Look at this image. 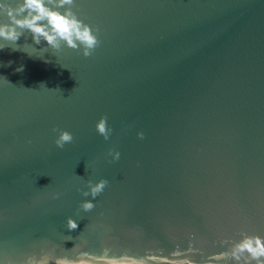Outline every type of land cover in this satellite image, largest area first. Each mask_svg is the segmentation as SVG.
Returning a JSON list of instances; mask_svg holds the SVG:
<instances>
[{"label":"water","instance_id":"95a60500","mask_svg":"<svg viewBox=\"0 0 264 264\" xmlns=\"http://www.w3.org/2000/svg\"><path fill=\"white\" fill-rule=\"evenodd\" d=\"M72 10L100 29L91 56L29 32L0 50V264L42 250L167 255L193 234L204 264L227 249L220 240L264 238V0H75ZM54 127L73 142L57 148ZM100 179L109 183L84 212L92 197L81 190Z\"/></svg>","mask_w":264,"mask_h":264},{"label":"clouds","instance_id":"9594fccd","mask_svg":"<svg viewBox=\"0 0 264 264\" xmlns=\"http://www.w3.org/2000/svg\"><path fill=\"white\" fill-rule=\"evenodd\" d=\"M75 0H14L13 3H0V15L7 17V22H0V40L8 44L0 45V50L17 41L25 32L31 34L34 44L40 45L45 42L48 48L59 51L62 46L70 49H82L84 57L91 56L100 46V29L90 26L79 19L72 10ZM63 9V11H61ZM13 51L22 50L18 47ZM11 62H9L10 64ZM23 71V66L16 69ZM96 131L105 140H108L112 128L108 126L107 117L102 116L96 123ZM52 132L58 133L54 143L57 148L63 149L66 144H71L74 137L71 132L53 128ZM139 139H144V133L138 132ZM28 143H31L29 140ZM109 161L115 162L120 158V152L110 149ZM108 180L100 179L93 183L87 182V191H82L85 197H92L91 200H84L80 203L79 209L90 212L94 209L95 200L108 185ZM60 193H56L53 199H59ZM79 225L71 217L66 220V228L69 232L76 231ZM198 240L195 234L190 237L187 249H180L178 246L167 255L163 249H148L143 255H131L127 252L112 255L111 248L104 247L101 254L97 255L88 251L79 250L74 257L58 256L49 250H42L39 254L27 255L22 264H198L192 257L202 254L201 249L195 247ZM222 246L228 245L227 249L218 253L208 255L204 264H264V238L259 235L242 234L238 241L220 240ZM74 245L73 248H75Z\"/></svg>","mask_w":264,"mask_h":264}]
</instances>
